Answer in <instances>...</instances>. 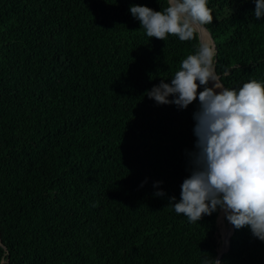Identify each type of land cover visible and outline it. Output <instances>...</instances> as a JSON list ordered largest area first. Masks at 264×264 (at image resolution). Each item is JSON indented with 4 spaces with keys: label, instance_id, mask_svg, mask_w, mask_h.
<instances>
[{
    "label": "trees",
    "instance_id": "1",
    "mask_svg": "<svg viewBox=\"0 0 264 264\" xmlns=\"http://www.w3.org/2000/svg\"><path fill=\"white\" fill-rule=\"evenodd\" d=\"M132 5L167 0H0V264L218 259L220 211L191 223L169 205L190 175L198 98L180 108L146 94L198 39L148 37ZM208 7L225 87L264 83L255 0ZM220 261L264 264V240L234 227Z\"/></svg>",
    "mask_w": 264,
    "mask_h": 264
},
{
    "label": "clouds",
    "instance_id": "2",
    "mask_svg": "<svg viewBox=\"0 0 264 264\" xmlns=\"http://www.w3.org/2000/svg\"><path fill=\"white\" fill-rule=\"evenodd\" d=\"M130 12L150 38L198 39L195 53L181 62L170 83L162 79L146 93L158 104L180 108L199 102L193 113L195 147L187 154L190 175L181 185L179 202L173 196L169 205L191 223L219 210L236 229L248 226L264 240V83L251 80L238 90L221 83L215 45L205 27L213 21L208 0H167L159 11L132 5ZM254 15L264 17V0H255Z\"/></svg>",
    "mask_w": 264,
    "mask_h": 264
},
{
    "label": "rangeland",
    "instance_id": "3",
    "mask_svg": "<svg viewBox=\"0 0 264 264\" xmlns=\"http://www.w3.org/2000/svg\"><path fill=\"white\" fill-rule=\"evenodd\" d=\"M209 38H210V34H209ZM211 39V38H210ZM223 228H226L228 231H229V233H231V231H232V227L230 226V222H228L227 220H226V218L225 217H223V222H220V221H218V233H217V238H218V242H219V244H220V238L222 239V229Z\"/></svg>",
    "mask_w": 264,
    "mask_h": 264
},
{
    "label": "water",
    "instance_id": "4",
    "mask_svg": "<svg viewBox=\"0 0 264 264\" xmlns=\"http://www.w3.org/2000/svg\"><path fill=\"white\" fill-rule=\"evenodd\" d=\"M206 27V26H205ZM207 29V28H206ZM208 30V29H207ZM209 32V31H208ZM209 34H210V32H209ZM210 37H211V39H212V41H213V43H214V45H215V41H214V39H213V37L211 36V34H210ZM215 47H216V45H215ZM215 71H216V68H215ZM216 73H217V71H216ZM218 74V73H217ZM218 76L220 77V75L218 74ZM220 81H221V79H220ZM221 83L224 85V83L221 81ZM210 84H211V82H210ZM225 86V85H224ZM221 212V211H220ZM220 212H219V216H218V219H217V223H218V221H219V217H220ZM230 226L232 227V234L234 233V226L230 223ZM232 234L230 235V238H231V236H232ZM230 238H229V241H228V246H227V248L226 249H224V250H220L219 248H218V250H219V255H218V259L217 260H219L220 261V258H221V256H222V254L223 253H225L226 251H228V249H229V247H230ZM0 244H2V242H1V237H0Z\"/></svg>",
    "mask_w": 264,
    "mask_h": 264
},
{
    "label": "bare ground",
    "instance_id": "5",
    "mask_svg": "<svg viewBox=\"0 0 264 264\" xmlns=\"http://www.w3.org/2000/svg\"><path fill=\"white\" fill-rule=\"evenodd\" d=\"M208 34H209V32H208ZM217 91H219V90H217ZM222 216H223V213H222ZM222 216H221V221H222ZM231 234H232V231H231V233H229V231L226 228L222 229V243H221L220 248H219L220 250H224V249L227 248L228 241H229V238H230Z\"/></svg>",
    "mask_w": 264,
    "mask_h": 264
}]
</instances>
